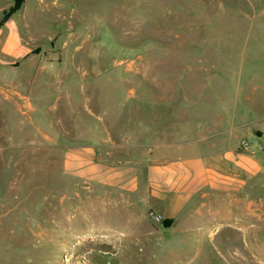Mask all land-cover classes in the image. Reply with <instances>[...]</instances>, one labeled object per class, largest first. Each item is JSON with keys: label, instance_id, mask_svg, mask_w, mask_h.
I'll return each mask as SVG.
<instances>
[{"label": "rangeland", "instance_id": "obj_1", "mask_svg": "<svg viewBox=\"0 0 264 264\" xmlns=\"http://www.w3.org/2000/svg\"><path fill=\"white\" fill-rule=\"evenodd\" d=\"M6 13L39 105L41 82L73 90L78 123L63 117V135L90 142L91 125L132 146L225 133L260 172L238 193L235 227L204 212L162 230L126 198L70 181L30 120V89L0 85L14 103L0 108V264H264V0H0Z\"/></svg>", "mask_w": 264, "mask_h": 264}, {"label": "crops", "instance_id": "obj_2", "mask_svg": "<svg viewBox=\"0 0 264 264\" xmlns=\"http://www.w3.org/2000/svg\"><path fill=\"white\" fill-rule=\"evenodd\" d=\"M2 20L0 16V85L16 96L30 89L36 101L30 120L39 125L42 141L53 142L44 150L60 158V170L70 181L81 183L97 195L113 193L126 198V206L169 222L162 230L177 226L190 229L187 225L204 212L223 220L228 228L235 227L238 193L260 172L258 160L248 149L237 152V141L225 133L179 143L132 146L109 145L108 134L101 137L91 125L85 139L92 142H77L83 137L76 132L63 135L56 129L63 117L68 123H78L71 86L41 82L39 105L31 86L19 82L18 65L30 60L31 51L15 18ZM13 105L12 98L0 89V108L13 111ZM94 139L104 143H95Z\"/></svg>", "mask_w": 264, "mask_h": 264}, {"label": "trees", "instance_id": "obj_3", "mask_svg": "<svg viewBox=\"0 0 264 264\" xmlns=\"http://www.w3.org/2000/svg\"><path fill=\"white\" fill-rule=\"evenodd\" d=\"M12 12H14V11H12ZM12 12H11V13H12ZM11 13H6V14H4V15H3V20H2V21H5V20L8 19L9 17H11ZM163 224L165 225V227H167L168 224H169V222L164 221Z\"/></svg>", "mask_w": 264, "mask_h": 264}, {"label": "built area", "instance_id": "obj_4", "mask_svg": "<svg viewBox=\"0 0 264 264\" xmlns=\"http://www.w3.org/2000/svg\"><path fill=\"white\" fill-rule=\"evenodd\" d=\"M155 221L156 222H159L160 221V218L159 217H154Z\"/></svg>", "mask_w": 264, "mask_h": 264}, {"label": "water", "instance_id": "obj_5", "mask_svg": "<svg viewBox=\"0 0 264 264\" xmlns=\"http://www.w3.org/2000/svg\"><path fill=\"white\" fill-rule=\"evenodd\" d=\"M50 45H51L52 48L54 47V43L53 42H51Z\"/></svg>", "mask_w": 264, "mask_h": 264}]
</instances>
